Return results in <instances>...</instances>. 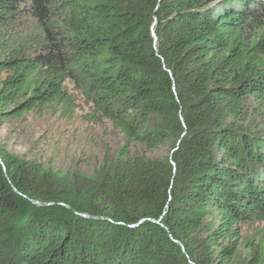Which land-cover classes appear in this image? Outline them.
<instances>
[{"label": "trees", "instance_id": "trees-1", "mask_svg": "<svg viewBox=\"0 0 264 264\" xmlns=\"http://www.w3.org/2000/svg\"><path fill=\"white\" fill-rule=\"evenodd\" d=\"M65 83L125 145L91 177L1 159L0 264H264V0H0V122L72 118Z\"/></svg>", "mask_w": 264, "mask_h": 264}, {"label": "rangeland", "instance_id": "rangeland-1", "mask_svg": "<svg viewBox=\"0 0 264 264\" xmlns=\"http://www.w3.org/2000/svg\"><path fill=\"white\" fill-rule=\"evenodd\" d=\"M65 86L76 97L77 108L72 118L64 119L51 112H41L0 122V160L12 158L26 161L64 174L69 179L76 175L91 177L108 159H115L125 145L121 134L106 121L91 122L90 106L72 90L70 84L65 83ZM245 112L249 117L247 123L252 124L250 128L253 129L254 125L258 127L252 132L264 135V109L254 99H249ZM134 150L151 159H163L169 158L172 144L154 151L140 146L134 147ZM0 165L3 168L1 161ZM253 228L243 227L242 234L251 237Z\"/></svg>", "mask_w": 264, "mask_h": 264}, {"label": "water", "instance_id": "water-1", "mask_svg": "<svg viewBox=\"0 0 264 264\" xmlns=\"http://www.w3.org/2000/svg\"><path fill=\"white\" fill-rule=\"evenodd\" d=\"M263 136H264V135H263ZM34 204L40 206L38 203H34ZM84 218H87V217L84 216Z\"/></svg>", "mask_w": 264, "mask_h": 264}]
</instances>
